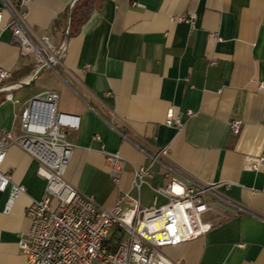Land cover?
<instances>
[{"label":"crops","instance_id":"0c3cea01","mask_svg":"<svg viewBox=\"0 0 264 264\" xmlns=\"http://www.w3.org/2000/svg\"><path fill=\"white\" fill-rule=\"evenodd\" d=\"M74 1H30L26 19L33 34H47L64 50L54 67L13 90L12 99L0 94V132L19 134L24 102L56 91L57 110L78 117V128L67 134L74 144L64 173L68 183L103 208L123 193L141 207L154 198L162 204L166 198L154 188L168 180L163 165H150L148 184L139 191L131 182L134 168L148 166L150 155L167 148L161 161L174 171L170 175L186 184L218 183L240 210L215 206L206 215L213 222L207 232L164 252L183 264H264V163L248 165V158L264 155V0H99L67 38ZM191 14L193 28L176 19ZM7 21L4 13L0 66L12 81H27L37 64L19 54ZM169 109L181 127L165 124ZM187 110L195 114L188 117ZM234 118L241 120L236 136L229 126ZM106 153L125 160L117 184L107 172ZM38 165L24 147L7 148L2 169L24 192L4 214L8 192L0 191V264H26L19 240L31 224L27 206L44 192Z\"/></svg>","mask_w":264,"mask_h":264},{"label":"built area","instance_id":"2783aa9c","mask_svg":"<svg viewBox=\"0 0 264 264\" xmlns=\"http://www.w3.org/2000/svg\"><path fill=\"white\" fill-rule=\"evenodd\" d=\"M31 0H1L0 22L4 13L6 27L22 56H32L37 69L47 64L54 67L62 56L64 45L56 47L47 34L35 36L27 23V10ZM193 28L195 15L178 16ZM211 37L218 40L217 34ZM28 81V80H27ZM23 81V82H27ZM12 81L10 70L0 66V94L12 99V91L22 87ZM58 93L45 90L24 102L19 123V134L0 132V191L8 192L3 213L9 214L15 196L24 192V186L12 181L2 169L6 150L19 145L34 154L39 165L37 174L45 180L44 192L26 208L30 218L29 230L20 237L19 248L26 255V264H183L164 252L172 246L194 239L212 226L206 215L215 206L231 213L240 210L219 189L218 183L186 184L163 163L167 148L150 155L148 166L133 170L131 186L137 191L148 184L150 165L158 162L167 171L165 184L154 188L156 194L166 198L162 204L139 206L137 199L123 193L112 207L103 208L93 196L85 195L64 178L74 144L67 139L71 129L78 128V117L57 110ZM188 117L195 113L187 110ZM165 124L181 127L182 121L172 109L166 112ZM230 134L240 132L241 120L230 121ZM99 140V136H95ZM106 168L111 180L117 184L125 160L118 153H106ZM248 165L264 163V155L248 158ZM129 200L128 207L121 200Z\"/></svg>","mask_w":264,"mask_h":264},{"label":"trees","instance_id":"16d2710c","mask_svg":"<svg viewBox=\"0 0 264 264\" xmlns=\"http://www.w3.org/2000/svg\"><path fill=\"white\" fill-rule=\"evenodd\" d=\"M98 1L99 0L74 1L70 8V34L78 30V28L89 18L90 14L97 7ZM60 18L64 21L66 18V13H63Z\"/></svg>","mask_w":264,"mask_h":264},{"label":"water","instance_id":"95a60500","mask_svg":"<svg viewBox=\"0 0 264 264\" xmlns=\"http://www.w3.org/2000/svg\"><path fill=\"white\" fill-rule=\"evenodd\" d=\"M71 6H72V5H71ZM71 6H70V8H71ZM70 8L68 9V14H67V24H66V30H65V34H66V37H67V38H68V36H69V27H70ZM47 67H48L47 64L42 65V66L38 69V71H37V73L34 75V77L30 78L27 82H23V81L18 82L19 85H20V86H27V85L31 84V83L34 81V79L36 78V76H37L42 70H44V69L47 68Z\"/></svg>","mask_w":264,"mask_h":264},{"label":"rangeland","instance_id":"374dc122","mask_svg":"<svg viewBox=\"0 0 264 264\" xmlns=\"http://www.w3.org/2000/svg\"><path fill=\"white\" fill-rule=\"evenodd\" d=\"M28 88H29V87H27V88H24V90H28Z\"/></svg>","mask_w":264,"mask_h":264}]
</instances>
